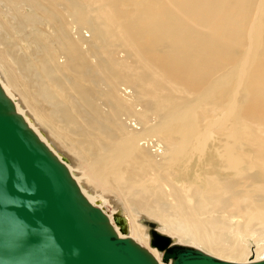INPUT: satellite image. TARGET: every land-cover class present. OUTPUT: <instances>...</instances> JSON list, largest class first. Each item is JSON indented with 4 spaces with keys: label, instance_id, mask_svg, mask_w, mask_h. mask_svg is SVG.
Returning a JSON list of instances; mask_svg holds the SVG:
<instances>
[{
    "label": "bare ground",
    "instance_id": "obj_1",
    "mask_svg": "<svg viewBox=\"0 0 264 264\" xmlns=\"http://www.w3.org/2000/svg\"><path fill=\"white\" fill-rule=\"evenodd\" d=\"M0 85L157 258H264V0H0Z\"/></svg>",
    "mask_w": 264,
    "mask_h": 264
},
{
    "label": "water",
    "instance_id": "obj_2",
    "mask_svg": "<svg viewBox=\"0 0 264 264\" xmlns=\"http://www.w3.org/2000/svg\"><path fill=\"white\" fill-rule=\"evenodd\" d=\"M0 85V264H264L231 261L158 232L146 246L81 191ZM118 226L123 236H119Z\"/></svg>",
    "mask_w": 264,
    "mask_h": 264
},
{
    "label": "rangeland",
    "instance_id": "obj_3",
    "mask_svg": "<svg viewBox=\"0 0 264 264\" xmlns=\"http://www.w3.org/2000/svg\"><path fill=\"white\" fill-rule=\"evenodd\" d=\"M73 29V28H72ZM70 30V34H72L74 31L73 30ZM85 32V31H84ZM12 34H16V38H20V42L16 39V41H15V39H14V35H12ZM12 34H10V37H9V42L12 44L13 43V45L15 46V45H18V47H17V49H18V51H19V53L21 52V53H24V52H26V50L24 49L23 50V48H32L31 46V44H29L28 42H27V39L26 38H28V34L27 33H24V32H21V33H12ZM74 34V33H73ZM21 35V36H20ZM24 40V41H23ZM14 42H16L15 44H14ZM21 43V44H20ZM23 43V44H22ZM27 43L30 45H27ZM24 45V46H23ZM17 97L18 98H20V96L19 95H17ZM21 99V98H20ZM207 115H210V114H207ZM207 117V116H206ZM206 117H205V119L203 120V122L205 123L206 122ZM213 128H214V126H213ZM212 171L213 172H215V170L214 169H212ZM210 172V171H209ZM83 174V173H82ZM185 192H186V194L188 193V191L187 190H185ZM168 200H171V198H168ZM178 238V237H177ZM185 244H187V243H185ZM188 245H191V244H189L188 243ZM192 246H195V245H192ZM196 247H198V246H196ZM250 247H251V249L253 248V243L252 244H250Z\"/></svg>",
    "mask_w": 264,
    "mask_h": 264
}]
</instances>
